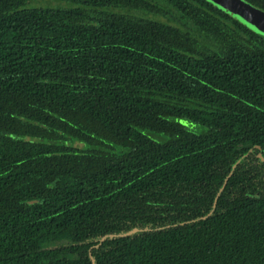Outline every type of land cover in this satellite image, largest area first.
I'll list each match as a JSON object with an SVG mask.
<instances>
[{"label": "trees", "instance_id": "1", "mask_svg": "<svg viewBox=\"0 0 264 264\" xmlns=\"http://www.w3.org/2000/svg\"><path fill=\"white\" fill-rule=\"evenodd\" d=\"M0 264H264V35L208 0H0Z\"/></svg>", "mask_w": 264, "mask_h": 264}, {"label": "rangeland", "instance_id": "2", "mask_svg": "<svg viewBox=\"0 0 264 264\" xmlns=\"http://www.w3.org/2000/svg\"><path fill=\"white\" fill-rule=\"evenodd\" d=\"M220 9H222L224 12L229 14V16H233L235 19L237 18L239 21L243 22L246 26H248L253 31L263 34L264 35V21L263 17L259 16L258 10H252L250 7H246L243 0H208ZM240 2H243L240 4ZM49 5H55L56 3H47ZM59 5H66L64 2H57ZM253 7V6H251ZM255 8V7H253ZM257 9V8H255ZM184 124L190 126H193L192 123L188 121H184ZM201 130V127H197V130ZM70 145H75L76 143H69ZM78 147H82V145L77 144Z\"/></svg>", "mask_w": 264, "mask_h": 264}, {"label": "water", "instance_id": "3", "mask_svg": "<svg viewBox=\"0 0 264 264\" xmlns=\"http://www.w3.org/2000/svg\"><path fill=\"white\" fill-rule=\"evenodd\" d=\"M244 2V1H243ZM243 2H240V4H242ZM245 3V6L246 7H250L252 10H258V13H259V16L260 17H263V21H264V12L263 11H261L260 9H255V8H253V7H251L252 5H250V4H247L246 2H244ZM105 240V238L104 239H102V241H104Z\"/></svg>", "mask_w": 264, "mask_h": 264}]
</instances>
